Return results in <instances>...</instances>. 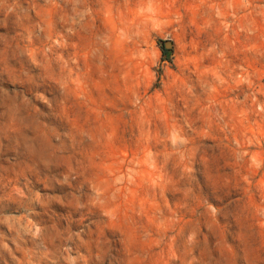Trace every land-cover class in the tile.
Masks as SVG:
<instances>
[{
	"label": "rangeland",
	"instance_id": "1",
	"mask_svg": "<svg viewBox=\"0 0 264 264\" xmlns=\"http://www.w3.org/2000/svg\"><path fill=\"white\" fill-rule=\"evenodd\" d=\"M0 264H264V0H0Z\"/></svg>",
	"mask_w": 264,
	"mask_h": 264
},
{
	"label": "water",
	"instance_id": "2",
	"mask_svg": "<svg viewBox=\"0 0 264 264\" xmlns=\"http://www.w3.org/2000/svg\"><path fill=\"white\" fill-rule=\"evenodd\" d=\"M162 45H163V47H164L163 50H166V51H167V54H166L167 58H169V55H170V49H171V47H172V44H171L170 42H165V43H163Z\"/></svg>",
	"mask_w": 264,
	"mask_h": 264
},
{
	"label": "flooded vegetation",
	"instance_id": "3",
	"mask_svg": "<svg viewBox=\"0 0 264 264\" xmlns=\"http://www.w3.org/2000/svg\"><path fill=\"white\" fill-rule=\"evenodd\" d=\"M162 51H163V53H165L166 50H162Z\"/></svg>",
	"mask_w": 264,
	"mask_h": 264
},
{
	"label": "trees",
	"instance_id": "4",
	"mask_svg": "<svg viewBox=\"0 0 264 264\" xmlns=\"http://www.w3.org/2000/svg\"><path fill=\"white\" fill-rule=\"evenodd\" d=\"M163 52V51H162ZM167 54V51H165V55Z\"/></svg>",
	"mask_w": 264,
	"mask_h": 264
}]
</instances>
